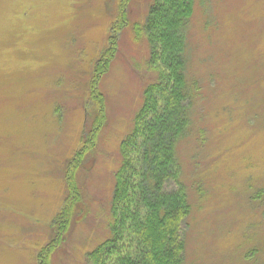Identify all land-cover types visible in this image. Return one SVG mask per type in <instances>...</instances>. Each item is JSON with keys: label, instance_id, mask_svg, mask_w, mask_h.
Returning <instances> with one entry per match:
<instances>
[{"label": "rangeland", "instance_id": "1", "mask_svg": "<svg viewBox=\"0 0 264 264\" xmlns=\"http://www.w3.org/2000/svg\"><path fill=\"white\" fill-rule=\"evenodd\" d=\"M121 1L0 0V264H38L57 235L67 168L97 115L96 67L125 13L99 78L105 125L79 173L85 207L52 264H90L110 237L120 146L155 79L140 28L154 0ZM186 57L185 264H264V0H196Z\"/></svg>", "mask_w": 264, "mask_h": 264}, {"label": "trees", "instance_id": "2", "mask_svg": "<svg viewBox=\"0 0 264 264\" xmlns=\"http://www.w3.org/2000/svg\"><path fill=\"white\" fill-rule=\"evenodd\" d=\"M128 1L122 0L121 6ZM195 2L154 0L145 25H140L150 45L148 68L155 79L144 90L133 130L121 143L110 237L89 253L90 264H185L187 245L182 226L192 205L180 182L178 147L190 125L192 89L186 75V48ZM118 20L112 27V45L97 64L92 82L97 115L83 138V147L67 168V197L54 221L57 235L39 254L38 264H52L77 212L85 207L79 173L82 163L96 149L105 125L106 100L99 89V78L116 50V34L127 25L125 13ZM171 183L177 184L176 189L170 190Z\"/></svg>", "mask_w": 264, "mask_h": 264}]
</instances>
